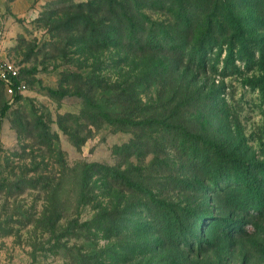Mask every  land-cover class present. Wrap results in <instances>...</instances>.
Masks as SVG:
<instances>
[{
    "label": "rangeland",
    "instance_id": "1",
    "mask_svg": "<svg viewBox=\"0 0 264 264\" xmlns=\"http://www.w3.org/2000/svg\"><path fill=\"white\" fill-rule=\"evenodd\" d=\"M0 46V264H264V0H0Z\"/></svg>",
    "mask_w": 264,
    "mask_h": 264
},
{
    "label": "built area",
    "instance_id": "2",
    "mask_svg": "<svg viewBox=\"0 0 264 264\" xmlns=\"http://www.w3.org/2000/svg\"><path fill=\"white\" fill-rule=\"evenodd\" d=\"M19 71L14 63L5 59L0 46V81L3 83L7 93L12 97L16 93H21L25 89V84L18 80Z\"/></svg>",
    "mask_w": 264,
    "mask_h": 264
},
{
    "label": "trees",
    "instance_id": "3",
    "mask_svg": "<svg viewBox=\"0 0 264 264\" xmlns=\"http://www.w3.org/2000/svg\"><path fill=\"white\" fill-rule=\"evenodd\" d=\"M12 98L13 99L18 98V93H16V89H15V94H14V96H12ZM95 108H97L96 110L99 112V115L108 123H126L127 122L126 119H124L122 117L119 118L118 116H113L112 113H110L109 111H106L102 105H97ZM8 109H9V105L7 103L2 105V107L0 109V125H1L2 119L4 118ZM79 203L84 204L85 202H83L82 199H79ZM76 227L79 230L87 229L90 227V223L88 221H85L82 224L76 225ZM72 229H73V227H72ZM74 229H75V227H74ZM67 230H68V232L70 231L69 229H67Z\"/></svg>",
    "mask_w": 264,
    "mask_h": 264
}]
</instances>
